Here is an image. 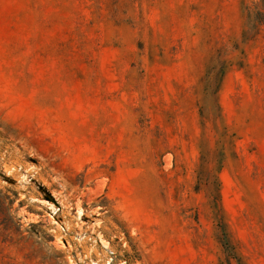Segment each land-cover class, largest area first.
<instances>
[{"label":"rangeland","instance_id":"374dc122","mask_svg":"<svg viewBox=\"0 0 264 264\" xmlns=\"http://www.w3.org/2000/svg\"><path fill=\"white\" fill-rule=\"evenodd\" d=\"M256 0H0V264H264Z\"/></svg>","mask_w":264,"mask_h":264},{"label":"trees","instance_id":"16d2710c","mask_svg":"<svg viewBox=\"0 0 264 264\" xmlns=\"http://www.w3.org/2000/svg\"><path fill=\"white\" fill-rule=\"evenodd\" d=\"M256 6L255 10L248 13V19L255 29H262L264 34V0H256Z\"/></svg>","mask_w":264,"mask_h":264},{"label":"built area","instance_id":"2783aa9c","mask_svg":"<svg viewBox=\"0 0 264 264\" xmlns=\"http://www.w3.org/2000/svg\"><path fill=\"white\" fill-rule=\"evenodd\" d=\"M85 264H89V263H85ZM90 264H92V263H90ZM95 264H97V263H95Z\"/></svg>","mask_w":264,"mask_h":264}]
</instances>
